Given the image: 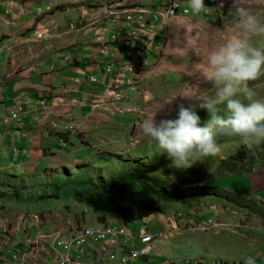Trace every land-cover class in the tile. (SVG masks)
Instances as JSON below:
<instances>
[{
  "label": "crops",
  "instance_id": "obj_1",
  "mask_svg": "<svg viewBox=\"0 0 264 264\" xmlns=\"http://www.w3.org/2000/svg\"><path fill=\"white\" fill-rule=\"evenodd\" d=\"M155 1L140 0L133 6L136 0H106L104 4L99 0H82L80 3L75 0H0V175H3L0 189L9 194L35 190L36 186L29 179L38 177L41 181V190H38L44 191L56 185L57 177L66 173L72 175V170L84 161L69 155V149L77 152L72 137L78 134L67 135L64 131L66 123L80 129L79 140L90 148L99 146L97 142L101 135L105 139L112 138L114 127L111 124L122 116H114L109 111L120 107L121 101L110 104L114 97L106 98L105 86L109 81L106 70L119 63L125 47L123 39L118 42L107 40L126 30L110 15L134 7H152L155 11ZM71 26L76 30L72 31ZM112 28L114 33L103 42L99 34ZM38 34L46 35L38 40ZM165 56V51L160 50L154 55V64H149L148 56L144 61L145 68L152 69L156 77L154 86L166 81V76H161L162 73L168 75V71L162 69L166 64ZM171 71L172 67L169 73ZM91 78L96 79L97 84H92ZM145 89L149 95L160 90L150 84ZM17 107L23 108L28 118L24 124L13 121L9 126L5 125V119L11 118ZM41 109L49 111L50 115L45 116ZM62 140L65 147L61 148ZM67 160L75 164L65 165ZM256 164L259 169L251 170V165L246 169L244 177H249L251 185L241 191L240 202H253L254 210L258 211L254 213L255 217H262L257 224L258 230L264 231V213L260 212L264 208V164ZM23 169L28 170L30 177L23 174ZM248 171L251 172L248 174ZM49 193L51 200H44L56 201L57 197L58 204L64 202V194ZM250 195L252 199H248ZM17 205L26 208V202L0 199V264H55L58 250L53 243L38 241V247L32 246V238L38 234V229L44 231L45 222L39 220L35 230L29 223V218L36 224L37 216L52 210L39 209L35 202L34 207L29 205L30 214L26 213V216L15 211ZM33 208L38 210L32 213ZM74 235L68 231L62 237L67 239ZM95 251L99 249H89L84 264H92ZM261 251L264 247L254 252L257 255ZM214 252L219 253L217 257H232L217 247L204 248V254L212 258H216L212 255ZM174 255L170 243L167 247L156 248L149 258L133 264H167Z\"/></svg>",
  "mask_w": 264,
  "mask_h": 264
},
{
  "label": "rangeland",
  "instance_id": "obj_2",
  "mask_svg": "<svg viewBox=\"0 0 264 264\" xmlns=\"http://www.w3.org/2000/svg\"><path fill=\"white\" fill-rule=\"evenodd\" d=\"M139 1L140 0H136V4L133 6H137V4L140 3ZM214 1H216L218 5L214 7L208 15L201 14L200 17L193 16L191 20H189V18L185 20H173L169 25L161 28L163 31V39L165 40L164 51L166 53L165 59H163L166 64L164 66L165 68L162 67V69L168 71V75L162 73L161 76L163 78L166 76V81H164V84L161 83L158 86H154L152 83L156 81V77L152 76V74H150L149 76L151 77L146 80H138L139 83L150 82L152 88H159L160 90L155 92L154 95L151 94L148 96V98L151 97V100L146 105L143 100L141 103L140 97L142 91L136 90L131 93H125L121 102V107L124 110L138 109L143 106V109H138L139 113L146 112V115H148L156 112L155 120L159 123L162 119L178 118V106L183 104L185 107L191 106L194 108L197 115L201 118L200 126H203L209 119L207 110L199 107L200 102L198 100H188L182 98L179 94L189 89L195 90L200 96L214 94L215 89L213 85L204 81L198 74L192 75V69L196 64L205 60L206 54L209 51L214 50L223 44L228 37L239 31L236 27L238 17L233 7L234 0ZM239 6L248 9L264 23V0H239ZM179 14L183 15L182 7ZM181 22L185 27L177 25ZM252 42L256 45H261L264 44V38L254 37ZM147 60L151 65L155 63V57L153 55L148 56ZM171 67L172 71L169 73ZM254 90L257 93L256 98L264 100V78L256 82ZM149 93H151L150 90ZM142 121L143 119H139L132 114H126L114 120V125L111 124V126L114 127L113 138L111 140L112 145L108 146V144L102 143L98 148H95L97 153L94 155L91 154L90 151L78 152V150H81L80 143L76 146L77 152L74 153V151L70 149L69 154L72 157L77 156L84 162L79 165V168L75 167L73 169L74 171L72 170L73 176L66 173L65 175L59 176V178L57 177L58 182H56V185L52 189L47 188L44 191H39L41 190L39 189L41 181L39 182L38 177H30L28 170L26 171L23 169V174L30 177V183L33 186L35 185L37 190L39 189L38 193L41 194V198L35 197L31 202H26V208L17 205L15 211L25 213L27 216L26 213H28V215L30 214V212H28L30 209L29 205L34 207L35 202H38L39 209L52 210L50 213L45 212L41 216H37L38 218L35 220L36 224H33V219L29 218V223L30 225L32 223L34 230L38 228L40 223L45 222L44 231L38 229V234H35V237L32 238L33 247H38V241H40V243L49 242L54 244L61 235L66 234L68 231L71 234H78L85 227L96 224L100 216H110L113 206L118 205L123 200L119 198V193L125 188L124 186L130 184L131 171L137 167L144 169V167L149 168L151 166L160 165L161 159L167 155V152H159L155 145V141H152L150 137L143 134L140 128ZM108 131L111 130L108 129ZM104 139L103 135H101L99 137L100 142L98 141L97 143L103 142ZM241 146L239 142L226 144V146H222L221 155L217 157H208L203 161H197L192 166L206 174L214 173V175L217 176L216 178L219 180L213 181L214 183L212 186L216 188L215 192L222 201L217 200V198H209L204 201L195 202L197 193L194 191L193 187H184L182 189V193L185 197H194L192 200L165 201L161 199L163 193L157 194L159 192L151 187L150 194L146 192L140 198H128L126 202H130L128 203L129 205L135 200L137 203L138 199L139 201H155L159 204L160 208L163 207L164 214L157 212L145 221H137L129 225V228L132 230L147 229L149 234L154 235L160 230H164L167 218L175 215L179 222H184L185 220L189 221L187 217H189L190 212H195L197 214L196 217H201L202 214H205L206 217L203 221L205 223L204 225H206L210 218H216L218 223L222 225H228L227 222L222 221V219L232 222L233 218L234 221L239 222V215L234 210L237 209L240 213L242 210L234 206H228L226 213L220 214L219 212L224 210L223 208L226 206L224 203L227 204L228 202H232L229 197L230 193L234 192L236 194V192L239 193L247 189L246 184L243 182H249V178H238V175H230L226 179H220L217 171L219 170L220 162L235 155ZM100 150H110V153L117 155L114 156L115 159H107L106 157L109 156L108 154L104 159L99 160V157L102 158L104 156L101 154ZM255 151V155H257L259 159H264V143L256 146ZM150 153V156L144 155ZM64 164L71 166L75 163H70L67 160ZM169 169L170 171L167 173L160 168L159 171L155 172L154 179L159 183L163 181L168 184V186H171L172 183L182 177L185 172V169H177L175 166H170ZM222 174L225 175V172H222ZM2 176L3 175H0V177ZM111 181L115 182L117 188L111 191L109 189L105 194H102L104 190H99V192L95 191L99 184L104 185ZM23 182H25V180ZM28 182L29 181L26 180L27 184ZM128 189L136 190L137 187L134 184L128 186ZM51 191L53 194L56 192L61 195L64 194L65 203H60L59 205L56 201L44 200L45 196H47V194L50 195L49 192ZM224 191H226L227 194L224 193ZM88 192L90 193V201L83 197ZM66 194H68L70 198L67 197ZM78 194L82 195V197H79ZM140 194L141 193L136 192V196ZM224 194H226L227 197ZM252 198L251 195L248 197V199ZM27 199L32 198L27 197ZM239 200L241 201L240 197ZM240 201H238V203H241ZM52 203L55 205H52ZM119 206L123 207L122 205ZM214 208L217 210L215 213L212 212ZM248 208L250 209L249 204ZM36 210L38 209L33 208L32 213ZM85 212H87V214H84ZM39 220L43 222L40 221L39 223ZM252 223L254 224V222ZM189 228L190 225L185 226V229ZM256 228L257 227L254 225V227H249L248 230L253 232ZM255 234L261 236L262 239L257 240L254 237L248 239V243L256 251H259L262 245L261 240H264V231L259 228V231H256ZM169 239H171V237H169ZM50 240H53V242ZM171 242V248L175 252V255L171 256L173 260L201 257L208 258V256L204 254L205 247L213 249L217 247L219 251L230 253L232 255L231 258H244L254 253L250 251L248 244L244 242V240L231 236L228 233H223L219 238L211 235L207 231H205V234L186 233L182 237ZM206 242L209 243L208 246H205ZM168 244V242L158 241L155 247L161 249L167 247ZM212 255L218 258L217 256H219V253L214 252Z\"/></svg>",
  "mask_w": 264,
  "mask_h": 264
},
{
  "label": "clouds",
  "instance_id": "obj_3",
  "mask_svg": "<svg viewBox=\"0 0 264 264\" xmlns=\"http://www.w3.org/2000/svg\"><path fill=\"white\" fill-rule=\"evenodd\" d=\"M81 1L82 0H77L76 2L80 3ZM99 1L102 4L106 2V0ZM155 2L157 5V10L155 11L152 10V7H134L124 9L123 11L132 9L146 10L152 13V15L165 12L167 0H156ZM181 2L183 4V12L185 8H188V15L184 16L179 14L178 17L173 20H185L188 18L192 19L193 16L200 17L201 14L208 15L209 12L218 5L216 1L212 2L211 0H181ZM233 7L235 8L238 17V23L236 27L239 31L228 37L223 44L214 50L209 51L206 54L205 60L196 64L191 73L192 75L198 74V76L204 81L211 83L215 89L214 94L200 96L195 92V90L192 89L185 90L179 94V96L188 100H198L200 102L199 107L207 110L209 119L204 123L203 126H200L201 118L199 115H197L194 108L191 106L185 107L183 104L178 106V118L162 119L159 123H157L155 120L156 112L150 113L148 115H146V112H143L144 115L142 116L138 109H143V107L138 109L124 110L120 104V107H114L111 111H109L114 116L132 114L139 119H143L140 124L143 134L147 137H150L152 141H155V145L159 152H167V156L172 164L171 166H175L177 169H185L184 174L189 169H195L201 173V170L192 167L197 161H203L208 157H217L222 154V146H226V144H232L231 142L221 144L220 139L222 137L237 140L236 143L239 142L242 145L240 148L246 147L251 151H254L256 146L264 143V100L257 99V93L254 90L256 82L261 81V79L264 78V44L256 45L252 42L254 37L264 38V23H262L260 19L248 9L239 6V0H234ZM173 20H165L162 23L161 21H155L152 17H149L143 25H137L133 29L127 28L124 22H121L119 25L124 26L126 30L125 33L121 35L114 34L112 36L107 34L106 36V33L103 32L104 36L101 37L100 33L99 38L105 42L106 38L110 36V40H107V42H118L120 39H123L124 42L126 37H130L137 42L138 38L136 35H132L133 32L141 33L145 38L148 37L146 33L154 34L155 36L152 41L153 49L152 51L145 53L138 70V74L140 77H142L141 80L143 81L151 77L149 76L150 74L154 76L152 69L145 68L147 65L144 63V61L147 56H154L158 51L164 50L165 40L163 39V31L161 28L169 25ZM177 25L180 27H185L182 22L178 23ZM70 29L72 31L76 30L73 26H71ZM110 33H114L113 28L110 30ZM113 37H116L118 40H113ZM135 48L137 49V45ZM125 54L126 49H124V55L122 58H120V61L124 58ZM116 67H118V64L115 67L108 68ZM138 80L139 79L135 81L132 88L125 86L123 91H108L106 88L107 84L109 83L108 81L105 86L106 98L111 99L114 97V101H111L110 104H115L114 102L119 101L122 102L125 93H131L136 90H140L142 91V95L140 97L141 103L143 100L146 105L151 100V97L148 98L150 95L145 89V86L149 85L150 82L139 83ZM92 84H97V82ZM66 124L72 125V123ZM73 127L74 131L66 133H82L80 129L77 130L75 126ZM112 138L104 139L99 145L102 143H106L108 146L112 145ZM106 152L112 156L117 155L116 153V155L110 153V150ZM249 155L251 156L250 153ZM227 160L228 159L224 161ZM222 162L223 161L220 162L219 168L222 165ZM260 162L264 164V159L261 160L257 156V158L251 164L252 169H259L260 167L256 163L259 164ZM240 164L241 163H239V166L241 167ZM70 176H73V174ZM225 177L227 178L229 176ZM241 177L244 176H240L238 178ZM216 180L219 179L217 178ZM4 192L5 191L3 189H0V193ZM224 193L227 192L224 191ZM232 194H237L236 196L243 195L241 191L239 193L236 192V194L232 192ZM209 198L214 199L216 197H196L195 202L201 200L204 201ZM63 203H65V201ZM247 203L249 204L250 209L248 208ZM227 205L234 206L242 210L241 213L237 209L234 210L239 215V222L234 221L233 218L232 222L222 219V221H226L228 224L222 225L218 223L216 218H210L206 225H204L205 223L203 221L206 217L205 214L201 213V217H196L197 214L195 212H190L189 217H187L189 221L185 220L184 222H179L175 215L173 217L167 218L164 225V230H160L154 235L149 234L147 229H130L129 225L126 226L122 223L116 213H114V215L111 214L110 216H100L94 226L85 227L78 234H75L71 238L65 239L61 235L57 241L54 242V245L58 250L56 252L57 255L55 258V264H84L89 255V249H93L95 247H97L99 251L94 252L92 264H116L117 262L122 261H124L123 264H133L137 260H143L152 256L155 253V245L158 241H164L170 244L172 243L171 241L180 238L181 234L182 236L186 233L205 234V231L217 238L221 237L223 233H228L231 236H235L244 240V242L248 244L250 251H256L248 243V239H252L254 237L257 238L259 236L255 234V232L259 231L257 224L260 222L262 217H255L254 213L258 211L254 210L255 208L253 202H246L243 200V202L238 203L236 206L229 203H227ZM224 208L225 209L223 211L218 212L220 214L226 213L228 208L226 206ZM215 211L217 212L216 208H214V211L212 212L215 213ZM260 212L264 213V208ZM160 213H162V211ZM84 214H87V212ZM146 219L140 221H145ZM252 222H254V224ZM186 225H190V228L185 229ZM254 225L257 228L253 232L249 231L248 228L254 227ZM106 229L125 231L127 236L118 235L114 238L108 237L100 240H88L87 244L80 245L81 247L75 246L71 252L73 253L77 250L83 251L82 259L79 260L76 257H72L71 259L70 257V261H68L66 256L67 252L63 248L64 245L70 244L74 240L77 241L85 234V231L87 230H100L103 232ZM169 237H171V239H169ZM146 238L149 239L148 243H144V239ZM263 242L264 240H261L262 245L260 248L264 247ZM205 244L209 245L208 242ZM146 250H148L147 253H144L136 258L131 256L133 251L141 252ZM112 256H114V259H112ZM206 256H208V258H186L183 260L171 259L167 262V264H264V251H261L257 255L254 252L253 255H248L244 258H212L209 257V255ZM65 257L66 260L64 261Z\"/></svg>",
  "mask_w": 264,
  "mask_h": 264
},
{
  "label": "trees",
  "instance_id": "obj_4",
  "mask_svg": "<svg viewBox=\"0 0 264 264\" xmlns=\"http://www.w3.org/2000/svg\"><path fill=\"white\" fill-rule=\"evenodd\" d=\"M67 135H71L70 133H67ZM80 139V135L78 134L77 136H73L72 140L75 142V145L77 146L78 143H80V149L82 151H90L91 154H96L97 151L95 150V148H90L89 146H86V143L79 140ZM236 143L237 140L231 139V138H226V137H222L220 139V143L221 144H225V143ZM60 147H65V142L62 140L60 141ZM70 150V149H69ZM255 150L254 151H250L248 148L244 147V148H240L238 150V152L236 153V155L231 156L228 158L227 161H223L222 165L219 168L218 171V176L219 178H226L225 176H230V175H238V177L240 176H244V174H246V169L248 168L249 165L252 164V162L257 158V155H255ZM249 153L251 154V156L249 155ZM100 154V153H99ZM101 154H103L104 156L101 158L99 157V160L104 159L106 157V155H108L109 153H107L104 150H101ZM147 156H150V154H144ZM107 159H115L114 156H112L111 154H109L108 157H106ZM246 158V159H245ZM89 159V158H88ZM239 163H241V167L239 166ZM110 164V163H107ZM171 161L169 160L168 156L165 155L164 158L161 159L160 161V165L158 166H151L149 168L144 167V169H142L141 167H137L135 168L133 171H131V182L130 184H128L127 186H124L125 188L121 190V192L119 193V198L123 199L121 203H119L118 205H114L113 209H112V214L114 215V213H116V215L118 216V218L122 221V223L126 226L136 222V221H140V220H144L146 218H148L149 216L157 213V212H161L163 213V207H159V204L156 203L155 201H139V199L133 201L132 204H129L130 202H126L128 198H134V197H138L140 198L143 194H145L146 192L148 194H150V190L151 187L154 188L157 192V194L163 193V196L161 197V199L165 200V201H187V200H192V196L189 197H185L184 194L182 193V189L184 187H188V188H194V191L197 193V198L199 197H205V196H211V197H216L218 200H221V198H218V194H216V188L215 187H211L212 184L214 182V180H216L217 176H215L214 174H205L203 172H199L195 169H189L187 170V172L184 174V176L180 177L179 179L175 180L171 186H168V184L164 183L163 181H160V183L154 179V174L155 172L159 171V169L161 168L162 170L166 171L167 173L169 172V167L171 166ZM250 170V169H249ZM252 170V167H251ZM222 172H225V175L222 174ZM251 171H248V174ZM175 174V173H174ZM136 185L137 189L136 190H129L128 186L130 185ZM246 188L250 187V181L246 182ZM114 188H117L115 182H108L107 184H99L98 188H96V192H99V190H104L102 192V194H105L109 189L110 191ZM170 190V192H169ZM68 191V190H66ZM248 192V190H246ZM136 192L141 193L139 196H136ZM168 194H167V193ZM6 194L0 193V199L9 201V200H13V201H21V202H31L33 200V198L35 197H41L40 194L38 193V191L34 190V189H26V190H21V191H14V194H9V192H4ZM53 193V192H52ZM227 194V193H226ZM226 194H224L226 196ZM133 195V196H132ZM186 195V194H185ZM48 196V197H47ZM45 196V198H49L48 195ZM65 196V195H64ZM67 197H69L68 194H66ZM78 196H82L80 194H78ZM125 196V197H124ZM28 198H32V199H27ZM86 200H89L90 197V193L88 192L85 196H83ZM227 197V196H226ZM229 197L231 198L232 202L229 204H233V205H237L238 201H239V197L240 196H236L232 193L229 194ZM225 198V197H223ZM65 200V198H63ZM53 201V200H52ZM222 201V200H221ZM56 203H58L57 201V197H56ZM226 205V207H228V205L226 203H224ZM119 205H123V207H120ZM225 209V208H223Z\"/></svg>",
  "mask_w": 264,
  "mask_h": 264
},
{
  "label": "built area",
  "instance_id": "obj_5",
  "mask_svg": "<svg viewBox=\"0 0 264 264\" xmlns=\"http://www.w3.org/2000/svg\"><path fill=\"white\" fill-rule=\"evenodd\" d=\"M211 1L214 2V0H211ZM182 6L183 4L181 0H167L165 12L156 13L152 15V13L146 10L132 9V10H125V11H122L116 14H111L110 16L112 17L113 21L116 22L117 24L124 22L127 28L133 29L137 25H143L144 22H146V20L149 17H152L153 20L155 21H161L162 23L165 20H173L178 17L179 10L181 9ZM188 12H189L188 8H185L183 15L184 16L188 15ZM103 32L106 33V36L107 34L110 35L109 29ZM103 32L100 34L101 37L104 36ZM133 34L137 36L138 38L137 42L134 41L130 37L129 38L126 37V39L123 42V46L126 49V54L124 58L121 59V61L118 63L119 64L118 67L108 68L107 70V73L110 78L109 83L106 86L108 91H114V90L123 91L125 86H127L128 88H132L137 79L139 80L142 79V77H140L138 74V70L142 63V59L145 53L150 52L153 49L152 41L155 35L146 33L148 37L145 38L141 33L133 32L132 35ZM45 35L46 34H38V40L43 39ZM113 40L117 41L118 39L116 37H113ZM136 45H137V49L135 48ZM96 82L97 81L95 79H91V83H96ZM41 111L45 113V116L50 115L49 111H46L45 109H41ZM140 114L142 116L144 115L143 112H141ZM27 118L28 117L26 116V114H24V109L21 107H17V111L13 113L11 118H6L4 123L7 126H9L13 121H17L20 124L21 123L24 124V121ZM64 131L65 132L74 131V127L71 124H65ZM118 235L127 236L125 231H118L116 229H106L103 232L100 230L99 231L87 230L85 231V234L82 237H80L77 241L74 240L70 244L64 245L63 248L67 252L66 256L68 258V261H70V257L71 259L72 257L73 258L76 257L77 259L81 260L83 251L77 250L71 253L75 246L81 247L80 245L87 244L88 240H100V239H104L108 237L114 238ZM148 242H149V239L147 238L144 239V243H148ZM147 252L148 250L141 251V252L133 251L131 256L133 258H136ZM112 259H114V256H112ZM65 260H66V257L64 258V261ZM123 263L124 261L117 262L116 264H123Z\"/></svg>",
  "mask_w": 264,
  "mask_h": 264
}]
</instances>
